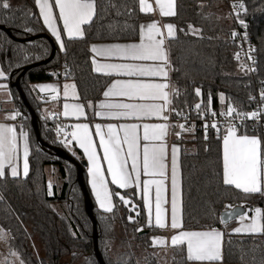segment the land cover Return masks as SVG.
I'll list each match as a JSON object with an SVG mask.
<instances>
[{
	"label": "trees",
	"instance_id": "16d2710c",
	"mask_svg": "<svg viewBox=\"0 0 264 264\" xmlns=\"http://www.w3.org/2000/svg\"><path fill=\"white\" fill-rule=\"evenodd\" d=\"M9 9L0 8V64L11 85L15 105L23 114V126L28 129L31 142L30 171L27 177L13 178L8 172L0 178V228L8 233L9 252H16L24 264H101L95 252L93 221L85 208V195L77 179L74 163L57 156L54 148L62 147L55 140L54 121L45 119V104L38 100L33 84L54 79L75 81L81 100L96 103L110 82V77L98 74L92 66L91 44L94 42H131L139 39L141 22L152 16L141 13L138 0H96L97 15L91 26H85V38H64L66 51L59 49L49 34L35 0H8ZM214 2L213 0L208 1ZM246 14L250 37L255 44V71L246 72L235 58L237 45L232 38L233 22L223 21L199 0H179L177 36L169 42L172 63L171 80L179 90L174 107L181 112L193 104L221 106L219 94L226 104L249 110L250 99L259 95L264 85V0H241ZM129 10L131 14L129 15ZM192 25L200 30L193 35ZM4 28H1V27ZM32 31H26V29ZM55 48V50H54ZM27 57V59H26ZM47 61V62H45ZM36 64V66H32ZM32 66L22 72L26 67ZM70 70L66 78L62 72ZM29 102L26 106L18 88ZM199 88L201 96L196 95ZM33 110L37 116L39 133L44 145L38 142L32 123ZM48 117V116H47ZM249 134L264 133L248 129ZM194 129L185 134L181 143L182 213L185 230H224L223 262L227 264H264V236L233 234L220 222L225 209L238 205L247 209L264 207V192L244 193L222 183V141L216 132ZM67 150L77 161L85 158L75 148ZM75 152V154H73ZM53 166L60 175V184L51 188L46 167ZM84 181L93 203L97 219L98 248L105 264H161L158 247L152 237L161 229L148 227L143 205L139 215L130 210L115 195L113 212L99 209L93 201L87 180ZM113 192L124 196L132 191L112 186ZM132 216L133 222L128 217ZM143 228V231H137ZM39 244V257L31 241ZM68 257V260L65 258ZM172 264H189L186 245L173 246Z\"/></svg>",
	"mask_w": 264,
	"mask_h": 264
},
{
	"label": "snow or ice",
	"instance_id": "6c2138e0",
	"mask_svg": "<svg viewBox=\"0 0 264 264\" xmlns=\"http://www.w3.org/2000/svg\"><path fill=\"white\" fill-rule=\"evenodd\" d=\"M39 10V16L43 24L52 34L59 44L61 51H66L65 42L62 38L61 28L57 23V14L54 7L58 9V18L62 21L63 32L69 40L84 39L85 26H91L97 15L96 0H35ZM11 7L8 0H0V8L9 9ZM138 7L141 13L156 14L161 17H174L176 12V0H155V6L149 0H138ZM203 7V5H201ZM236 18L239 24L247 28L245 21L240 18V11L245 10L244 4H233ZM132 10H129V15ZM166 29V32L164 31ZM193 35L200 30L189 25ZM26 31H32L28 28ZM237 36L236 32L232 37ZM176 37V27L172 23L163 24L159 20L152 19L150 22L139 26L138 43H112L105 45L91 46L92 53L96 57L117 62H100L95 57L92 60L94 70L106 76L128 77V79H116L103 92L105 98L99 104L93 105L91 101L86 103H64L63 116L74 117L80 120L87 119L86 108H93L94 115L103 119L136 121L153 120L156 123H109L106 126L95 124V136L98 139L99 148L102 149V159L106 161V172L101 163V155L97 151V141L90 132L88 123H75L69 127L70 132L62 126H57L55 131L58 136H63L61 141L65 147L71 146L73 142L80 149H83L90 165L88 172L90 176L91 188L95 193V198L99 207L107 213L114 210L113 196L119 195L113 192L109 184L116 185L119 189L141 188L143 194L144 207L147 209V226L159 229L174 230L170 237L171 245H186V259L192 264H219L223 260L222 239L224 232L211 228L209 230H185L182 213V176L179 166L180 148L173 144L171 146V198L168 199V179H169V144L168 137L175 135L182 138L185 131H191L194 125L186 128L185 124H174L171 122L172 115L180 119L187 120V116L176 109L173 104L174 98L179 96L170 80L169 54L166 41ZM247 40V32L241 37ZM253 51L249 45L246 57L255 63L251 56ZM235 58L239 61L240 55ZM27 59V57H26ZM246 72L255 71L252 67L240 65ZM70 75V70L66 69L65 77ZM0 79H7L3 70H0ZM264 83V82H262ZM41 92L50 90L52 99L59 96V86L44 84L37 86ZM0 90L7 91L8 85L0 83ZM196 95L201 96L199 88ZM79 100L75 83L63 85V96H69ZM122 97L123 100L114 102L109 98ZM261 100L264 101V89L260 91ZM250 99H255L250 97ZM219 100L223 106L226 97L219 94ZM211 104L209 95L208 108ZM197 115L206 117L211 115L213 122L204 123V139L207 140V130L209 127L215 130L217 139L222 141V183L225 186H234L244 193L264 192V139L258 134H249L246 119L259 120L262 113L257 109L250 113L239 111L232 104H228L226 109L217 113L215 110L205 112L202 103L195 105ZM19 112L9 115L7 119L15 120ZM54 115H59L54 114ZM219 115L223 118V124L215 118ZM48 117L45 116V119ZM239 120V123L236 121ZM106 127V131H105ZM179 128V132H172L174 128ZM142 129V134H141ZM255 133V128L252 129ZM20 137L23 141V175L29 173V153L30 134L27 131L17 132L15 125L0 123V178L6 176L10 169L11 176L16 178L20 175ZM75 154V152H73ZM142 177H144L142 179ZM49 195H52V185L49 183ZM153 188L155 195L153 199ZM120 201L125 205L131 203L123 195L119 196ZM170 203V222L168 219L169 209L166 207ZM229 208L231 205L228 206ZM255 214L248 223H243L248 217L247 213L239 215L242 227L234 229L237 233H264V209L256 208ZM139 215V212H137ZM154 215V225H153ZM235 214L226 211L220 217V222L227 224ZM133 222V217H128ZM143 231V228H137ZM6 233H0V239H6ZM168 243V238L156 236L152 238L153 246H164ZM16 256L17 253L12 252ZM7 264V261H5ZM19 264H24L20 259ZM126 264V262H125Z\"/></svg>",
	"mask_w": 264,
	"mask_h": 264
},
{
	"label": "crops",
	"instance_id": "0c3cea01",
	"mask_svg": "<svg viewBox=\"0 0 264 264\" xmlns=\"http://www.w3.org/2000/svg\"><path fill=\"white\" fill-rule=\"evenodd\" d=\"M178 1L179 0H176V12H177V3H178ZM199 1L201 2V5H206L208 3V1H210V0H199ZM213 1L214 2H209V4L206 5L208 7L207 10L210 11L211 13L216 14L219 17H221V14L223 13L228 18L226 4L223 1H221V0H213ZM149 3H152L155 6V0H149ZM219 8L222 10L221 12H219ZM54 12L57 14V23H58V26L61 28L62 38L63 39L64 38H67L66 37V33L63 32L62 21H60L59 18H58V9H56L55 7H54ZM148 15H150L152 17L150 19H146V20L142 21L141 24L150 22L152 19L159 20L163 24L172 23L176 27V36H177V24H176L175 21H173V18L175 16L174 17H161L158 13H156V14H148ZM46 29H47V27H46ZM47 31H48V29H47ZM164 31L166 32V29H164ZM49 34L52 36V34L50 32H49ZM172 39L173 38H169L166 41V47H167L168 54H169V63H170V67H171V70H170V73H169L170 80H171V75H172V63H171V58H170V53H169V42ZM138 42H139V39L137 41H131V42H94V43L91 44V46L93 44H96V45H105V44H112V43H138ZM94 57H95V59H97L100 62H117V61L105 60L102 57H96L95 54L92 53V58L91 59L93 60ZM92 66H93V69H94V64L93 63H92ZM0 70H2L1 64H0ZM98 74L104 75L102 73H98ZM104 76H106V75H104ZM106 77H110V82L107 85V87L110 86V84L112 82H114V80H116V79H128V77H118V76H106ZM0 83H5V84L8 85V90L7 91L0 90V123H7V124L15 125L16 128H17V132L18 133L20 132L21 128L23 129V131H27L28 132V129L25 126H23V122L22 121L17 122L16 119L15 120H9V119H7V117L9 115L14 114L19 109L15 105V102L13 100V93H12V90H11V85L8 82V80L7 79L6 80L0 79ZM66 83L72 84V83H75V81H73L71 79H65V78H63V79H60V80L54 79V80H51V81L38 82V83L33 84V89H34V93H35L36 97L38 98L39 101H41V102H43L45 104V106H44V110L45 111H47L48 109H51L54 112L58 113L59 115L63 116L62 113H63V105H64V103H69V104L84 103L81 100V98H80V94H79L78 88H77V92H78V95H79V98H80L79 100L75 99L71 95L67 99L64 98V96H63V85L66 84ZM44 84H52V85L59 86L60 92H59V96H58V98L56 100H53L52 99L53 93H51L50 90H46L44 92H41L39 90V88L37 87L39 85H44ZM171 84H172V80H171ZM75 85H76V83H75ZM76 87H77V85H76ZM107 87L105 88L104 91L107 90ZM104 99L105 98L103 97V94H102L100 100H98L96 103H93V102L92 103H93V105H97V104H99ZM109 99H111L114 102H120L122 100L124 102H128L126 100V98H122V97H112V98H109ZM86 114H87V119H85V118L82 117L79 121L76 120L74 117H68V118H66L64 116L63 117L66 120L74 121L75 123H88L89 124L90 132L92 133L94 139L97 141V151L101 155V163H102V165H103V167L105 169V175L108 176L109 180H110V176L106 172L107 164H106V161H103V159H102V149H100L99 148V145H98V139L99 138L97 136H95V124L99 123V124H102V125H105L106 126L109 123H114V124L119 125V124H123V123L130 124V123H156V122H158L155 119H153V120H144V121H136V120H133V119H128V120H110V119H103V118H100V117H96L94 115L93 108H86ZM173 116L174 115H172V117ZM105 131H106V127H105ZM141 134H142V129H141ZM19 143H20V161H19V164H20V168H19L20 175L19 176H24L23 175V148H22L23 141H22V137H20ZM168 144H169V159H168V164H169L168 199L170 201V198H171V181H170V174H171V146L173 144H175V145H177L180 148V152H179V166H180V171H181V148H182L181 146L182 145L176 142V139H175V136L174 135H170L168 137ZM75 149L78 152L82 153L83 156H84V158H85V161H86L87 180H88V185H89V188H90V192H91V195L93 197L94 204L99 209H101L99 207V204L96 201L95 193L92 191V188H91V182H90V179L91 178H90L89 172H88V169H89L90 165L88 163L87 157L84 155L83 149H80L78 147V145H76V144H75ZM31 151H32V149H31V142H30L29 171H30V154H31ZM51 167H53V166H51ZM46 170H47V174H48V167H46ZM7 172L11 175L10 169L7 170ZM58 175H59V173H58ZM48 177H49V175H48ZM59 177H60V175H59ZM143 178L144 177H142V179ZM50 182L51 181L49 180V183ZM60 182L61 181H60V178H59V182L58 183L60 184ZM58 183L53 184L52 187L54 185H59ZM112 186L117 187L116 185L109 184V187H110L111 190H112ZM122 190H128V191H132L134 193V196L133 195H129V196H124L123 195L125 197V199H128V200L131 201V203L128 204V206L130 208L131 207L132 208L137 207L136 210L138 209V211H139V204L140 203L144 207V202H143V198H142L143 197V194H142V189L141 188H128V189H122ZM120 195H122V194L119 192V195H117V197L119 198ZM154 195H155V190L153 188V199H154ZM113 203L115 205V196H113ZM166 207H168V209H169L168 219H169V222H170V203ZM256 208L264 209V207H253L252 209H247V212L246 213H247V217L248 218L243 223H248L250 221V218L255 214L254 210ZM138 211H136V212H138ZM144 211H145V217H146V222H147V209L145 207H144ZM233 221H235V223L233 225H231V226H228L225 230H229L233 234H247V235L249 234V233H243V232H241V233L235 232L234 229L237 228V227H242V223H241L239 217L236 218ZM153 225H154V215H153ZM216 229L224 232L223 228H221V227H216ZM161 230H162V232L160 234L154 235L153 237H156V236L166 237V238H168V243L166 245H164V246H159V245H157V246L159 248H163L164 247V248H167V249L170 246L173 247V245H171L170 237L174 234V230H171L170 228L169 229H161ZM206 230H209V229H206ZM196 231H202V230H196ZM252 235H262V236H264V233H256V234H252ZM223 241H224V236H223V239H222V251H223ZM189 264H192V262L189 261ZM219 264H227V263L223 262V260H222L221 262H219ZM238 264H243V263H238Z\"/></svg>",
	"mask_w": 264,
	"mask_h": 264
},
{
	"label": "built area",
	"instance_id": "2783aa9c",
	"mask_svg": "<svg viewBox=\"0 0 264 264\" xmlns=\"http://www.w3.org/2000/svg\"><path fill=\"white\" fill-rule=\"evenodd\" d=\"M221 1H223L224 3L227 4L226 6H227V9H228L229 18L232 19V20H236V24H235V27H234V29H236V30H234V32L237 33V36L235 38H233V37L232 38H233V40L235 41V43L237 45V53H239V55H240L239 62H240V64H244L246 67H252V68L255 69V63H256L255 44H254L253 39L250 37V31H248V23L246 22V20L243 19L245 21V24L247 25V28L245 29L244 27H242L239 24V22H238V20L236 18V15H235V11L236 10H234L232 8L233 4H241L242 2H241V0H221ZM239 11H240V18L243 15L246 14L245 10H239ZM245 31L247 32V37H248V39L246 41L241 39V37L244 35ZM249 45L253 49V51L251 52V56L255 60V63H253L252 60L248 59L246 57V55H245V53L248 51ZM243 71H245V70H243ZM249 72H252V71H249ZM61 75L65 76V71L62 72ZM261 89H264V85L261 86ZM253 97L255 99H253L254 100V104H253L251 109H249V110H240L238 108L237 109L239 111H241V112L250 113V112L255 111V110H257L259 108V109H261L262 113H264V101L261 100L260 94L259 95H254ZM196 104L197 103L193 104L187 111L183 112L187 116V120L180 119L176 115L171 117V122L174 123V124L183 123V124H185L186 128H189V127L194 125V128H192L191 131H185L183 133L182 138H177L174 135L175 139H176V142L179 143V144H181L183 142L185 134H188V133L192 132L194 129H198V130L204 131V128H203L204 123L213 122L214 118L211 117V115H207L206 117H202L200 115H197V110L195 108ZM204 105H207V104H202V109H204L205 112H209L210 110H215L217 113H219L222 110V107L224 109H226V107L228 106L226 104V101H225L224 105L223 106L221 105L220 107H216L213 104V102H211V104H210V106L208 108H204ZM16 112L20 113V115L17 116L16 121L17 122L22 121L23 120V114L19 110H17ZM54 114H57V113L54 112L51 109H48L46 111V115L48 116V118L52 119L54 121V135H55L56 142L58 144L62 145L64 148L68 149V150H73L75 148V142H73L71 144V146L65 147L64 144L61 142L64 139V137L63 136H58L56 134L55 129H56L57 126H62L67 131L70 132L72 129L69 126L75 124V122L66 120L61 115H54ZM215 119L219 120L221 122V124H223V118H221L219 115H217V117ZM236 123H239V120H237ZM244 124L250 130L255 128L256 131L264 133V114L261 115V118L258 121L257 120L246 119L244 121ZM171 131L173 133L174 132H179L180 129L177 127V128L172 129ZM211 131L215 132L214 129L209 127L207 132H211Z\"/></svg>",
	"mask_w": 264,
	"mask_h": 264
},
{
	"label": "water",
	"instance_id": "95a60500",
	"mask_svg": "<svg viewBox=\"0 0 264 264\" xmlns=\"http://www.w3.org/2000/svg\"><path fill=\"white\" fill-rule=\"evenodd\" d=\"M1 28H4V27L2 26ZM54 50H55V48H54ZM45 62H47V61H45ZM32 66H36V64H34ZM32 66L26 67L25 70L22 72V74H24L25 71L28 70L29 68H31ZM14 85L18 88L25 105L29 106V102L27 101V99H26V97H25V95H24V93L22 91V88H21V86L19 84V79L16 80ZM31 113H32V123H33L34 129H35L36 135H37L38 142L41 145H44V142L41 140V136H40V133H39L37 116H36V114H35V112L33 110H31ZM54 153L57 156L62 157L64 159L74 163L76 165V167H77V179H78V181L80 183V186H81V188H82V190L84 192V195H85V208H86V211H87L88 215L90 216V218L93 221L94 244H95L96 256H97V258H98V260L100 261L101 264H105L104 259H103L102 255H101L100 251H99V248H98L97 219L94 216L92 199L90 197L89 191L87 190L86 185H85V181H84V167H83V165L86 164V161H83V162L77 161L74 157H72V155L67 150H65L62 147L54 148ZM226 211H231V212H233L235 214L233 216V218L230 219L227 222V223H229V222L235 220L236 218H238L240 214L246 213L247 212V208L245 206H242V205L234 206L232 208H228V209H225L224 211H222L221 214H220V217ZM143 232H145V231H143Z\"/></svg>",
	"mask_w": 264,
	"mask_h": 264
},
{
	"label": "rangeland",
	"instance_id": "374dc122",
	"mask_svg": "<svg viewBox=\"0 0 264 264\" xmlns=\"http://www.w3.org/2000/svg\"><path fill=\"white\" fill-rule=\"evenodd\" d=\"M226 4V3H225ZM227 5V4H226ZM222 10L219 8V12H221ZM227 14H228V9H227ZM221 20L226 21L228 24L229 22H233L234 24H236V20H232L226 17V15H224L223 13L221 14V17H219ZM233 29L232 32H234ZM58 171L51 166H48V175H49V180L51 181V185L58 183L59 182V175H58ZM59 184V183H58ZM128 206V205H127ZM137 207L134 208H130L131 211H134L135 214L137 215L138 209L136 210ZM139 212V211H138ZM134 219V218H133ZM0 233H6L7 234V238L6 239H0V264H5V261H7V264H19L20 258L18 256V254L16 256L11 255L12 252H9V248H8V233L5 232L2 228H0ZM31 247L32 250L35 252V254L39 257V252L41 251L39 248V244L33 239L31 241ZM158 247V246H157ZM173 247H169L167 248H159L158 247V253L160 255V259H161V264H172L171 261V251H172ZM16 253V252H15ZM69 258L66 257L65 260H68Z\"/></svg>",
	"mask_w": 264,
	"mask_h": 264
}]
</instances>
